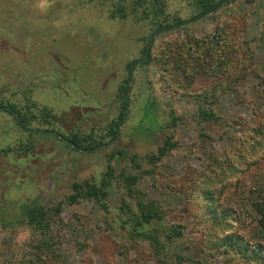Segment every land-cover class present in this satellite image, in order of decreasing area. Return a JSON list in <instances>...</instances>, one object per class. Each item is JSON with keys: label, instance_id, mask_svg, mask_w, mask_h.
Returning a JSON list of instances; mask_svg holds the SVG:
<instances>
[{"label": "rangeland", "instance_id": "1", "mask_svg": "<svg viewBox=\"0 0 264 264\" xmlns=\"http://www.w3.org/2000/svg\"><path fill=\"white\" fill-rule=\"evenodd\" d=\"M136 1L47 0L41 8L43 0H0V101L16 105L33 130L92 135L109 143L91 153L76 152L53 134L27 132L0 111V151H5L0 155V264H42L34 249L40 237L24 224V207L49 209L58 203H63L64 225L53 224L47 237L56 240L55 251L62 256L48 264H134L135 259L137 264H160L147 242L132 243L119 224L109 225L117 222L116 214L107 215L95 201L70 204L68 198L76 182H99L109 164L116 175L122 170L138 175L131 157L156 153L173 131L177 148L155 168L146 163L145 170L154 169V174L142 176L136 188L140 197L159 201L169 210L155 228L164 233L174 225L182 227L183 236L174 241L176 249L170 253L185 252L201 264H225L216 247L232 236H241L254 247L259 241L264 250V231L252 208L253 201L264 199V135L253 152L241 146L244 156L257 160L251 168L242 166L245 170L230 176L219 164L236 158L239 137L264 126V0H236L187 29L157 37L149 51L157 55L165 46L178 48L189 36H207L228 20L235 25L239 53L233 78L240 74L239 84L229 89L228 75L217 78L204 71L190 84L180 76L186 94L214 92L211 109L220 117L218 124L201 123L195 102H174L161 90V71L144 64L148 40L156 29L150 19L133 13ZM149 1L156 4L145 2L149 10L161 7L171 19L184 21L200 14L195 0ZM119 6L127 9L126 19L111 17ZM127 80L128 118L118 139L110 143L108 130L123 102L119 86ZM201 133L210 139L202 141ZM176 181L178 187L195 182L194 189L210 183L216 206L234 212L228 219L232 226L216 235L208 250L207 232L203 225L197 230L186 192L178 195L173 192L177 188L172 191L168 186ZM108 193L107 206L115 211L123 191L112 183ZM241 259L242 264L249 263ZM169 261L175 264V259Z\"/></svg>", "mask_w": 264, "mask_h": 264}, {"label": "trees", "instance_id": "2", "mask_svg": "<svg viewBox=\"0 0 264 264\" xmlns=\"http://www.w3.org/2000/svg\"><path fill=\"white\" fill-rule=\"evenodd\" d=\"M217 1L218 0H195L194 4L198 13H201ZM235 1L236 0L233 2ZM145 2L151 3L153 7L156 5L149 0H137L133 2V13L140 14L139 16L141 18L143 17V19H150L153 30L182 21V18L179 17L171 19L170 15L166 14L161 7H155L149 10ZM140 8H143L142 13L139 12ZM126 10L127 9H124L123 6H119L115 11L111 12V17L126 19L129 16ZM230 24L231 22L229 20L225 21L223 24H217L209 35L202 38L189 36L178 48L165 46L161 49V53L157 55H153V53L150 52L144 62V64L146 63L147 65L158 67L161 71L159 79L161 90L170 93V95L173 96L174 102H182L184 100L195 102L198 107L201 123L218 124L220 121V117L211 109L213 106L212 98L215 94L214 92L211 94L208 92L203 95H195L193 93L186 94L184 91L186 88L180 76H183L184 80L190 84L194 80L195 75L201 74L204 71L206 74L217 78H219L221 74H224V76L228 75L229 77L227 76L225 86L229 89L234 84H239L241 75L238 74L237 77L233 78L235 70H237L234 69L237 64L236 60H238L236 56H238L239 53L237 49L238 43L236 37H234L236 27ZM187 28L188 27H184L181 28V30ZM128 70L132 73L133 64L128 67ZM129 82L130 80H127V82L119 86V95L123 102L120 106L118 119L111 124L108 130V134L111 137L110 143L118 139L120 129L128 118V109L130 106V97L128 95L130 89ZM173 92L174 94H171ZM262 101H264V98ZM0 111L6 112L12 116L17 124L27 132L31 134L40 132L53 134L76 152L91 153L109 144L97 141L96 137L92 135L79 136L75 133L59 135L55 131L33 130L28 127L29 119L26 118L14 104L0 101ZM176 121L177 117H174L171 124L173 128L177 125ZM262 135H264V126L254 128L246 137H239L237 141L240 144L236 153V158H229L220 162L221 169L225 168L229 170L231 172L230 176H233L234 173L245 170L246 166L247 169L251 168L253 163L257 160H249L244 156L241 146L250 147L248 150L253 152L254 147L259 144L260 139L263 137ZM200 138L202 141L210 139L206 133H201ZM176 148L177 143L174 141L173 131L168 134V138L164 140L163 145L159 147L156 153L146 154L142 156L141 159L138 156L131 157L133 166L139 171L138 175H130L126 170H122L119 175H116L113 166L109 164L107 171L99 182L90 180L76 182L73 185L74 193L68 198L69 203L77 204L87 201L100 203L101 208L106 211L107 215H117L114 219L117 222H109V225L113 227L115 226L113 224H119L123 230H126L128 240L132 243L138 240L147 242L153 257L160 264H172L169 259H175V264H187L188 262L201 264L200 262L191 260L185 252L177 250L174 253H170L169 249L176 246L174 245V241L183 236L182 227L174 225L168 231H164V233H162L160 229L155 228L154 224L160 223L161 221L163 222L169 210L159 201H146L145 198L140 197V191L136 189L142 176L154 174V169L145 170L146 163L155 168ZM3 152L5 151H0V155ZM118 154L120 155L121 153ZM115 156L116 155H114L113 158H115ZM214 162H216V166H218L216 158ZM242 166H245V168L242 169ZM214 176L217 177L216 175ZM112 183L116 184L119 191H123L120 205L115 211L107 206L106 201L109 197L108 189L111 187ZM177 183L176 181L175 183H170L168 186L172 191L177 188V190L173 192L178 195L186 192V198H188L187 208L189 209L190 216L197 219V230L201 228L200 225H203L204 232H207L204 250H208L209 243L215 241V236L224 233L226 228L232 226L230 225L231 223L228 222V219L234 212L230 208L221 210L216 206V196L212 192L210 183L204 181L197 185V189L193 187L195 182L191 187H189V185L187 187H178ZM252 208L256 213L258 228L264 231V199L260 202L253 201ZM24 210L26 217L24 224L40 237L34 245L37 261L42 264H48L60 260L62 254L59 251H55L56 240H51L47 236L52 232L54 227L53 224L63 222L61 218L63 203H58L56 206L49 209L37 205H26ZM236 220L235 218L234 221ZM63 225L62 223V226ZM254 243L256 244L255 247L252 246L249 241H244L241 236H232L227 241H221V245L216 247V251L224 255L226 260L225 264H242L241 258L248 259L249 263L247 264H264V250L262 244L259 243V241ZM79 247L82 249L84 245L79 244ZM213 254L214 253H212V255ZM133 263L137 264L138 260L135 259ZM125 264H131V262L126 261Z\"/></svg>", "mask_w": 264, "mask_h": 264}, {"label": "water", "instance_id": "3", "mask_svg": "<svg viewBox=\"0 0 264 264\" xmlns=\"http://www.w3.org/2000/svg\"><path fill=\"white\" fill-rule=\"evenodd\" d=\"M234 0H219L216 3H214L213 5L207 7L203 12H201L199 15H197L194 18L188 19V20H184L181 22H176L173 23L169 26H162L159 27L158 29H156L155 31H153V33L151 34L150 38H149V45H148V51L147 54H149V51L151 49V46L153 45L155 39L163 34L181 29L183 27L198 23L202 20H204L205 18H207L208 16L215 14L216 12H218L221 8H223L225 5L233 2Z\"/></svg>", "mask_w": 264, "mask_h": 264}, {"label": "clouds", "instance_id": "4", "mask_svg": "<svg viewBox=\"0 0 264 264\" xmlns=\"http://www.w3.org/2000/svg\"><path fill=\"white\" fill-rule=\"evenodd\" d=\"M47 6V0H43V3L41 4V8H45Z\"/></svg>", "mask_w": 264, "mask_h": 264}]
</instances>
